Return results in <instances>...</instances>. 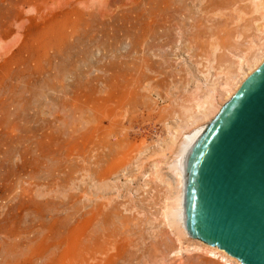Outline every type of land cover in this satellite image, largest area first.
I'll return each mask as SVG.
<instances>
[{
	"label": "rangeland",
	"instance_id": "obj_1",
	"mask_svg": "<svg viewBox=\"0 0 264 264\" xmlns=\"http://www.w3.org/2000/svg\"><path fill=\"white\" fill-rule=\"evenodd\" d=\"M256 17L251 0H0V264L224 263L180 259L147 174Z\"/></svg>",
	"mask_w": 264,
	"mask_h": 264
},
{
	"label": "water",
	"instance_id": "obj_2",
	"mask_svg": "<svg viewBox=\"0 0 264 264\" xmlns=\"http://www.w3.org/2000/svg\"><path fill=\"white\" fill-rule=\"evenodd\" d=\"M189 233L242 264H264V61L190 148Z\"/></svg>",
	"mask_w": 264,
	"mask_h": 264
},
{
	"label": "bare ground",
	"instance_id": "obj_3",
	"mask_svg": "<svg viewBox=\"0 0 264 264\" xmlns=\"http://www.w3.org/2000/svg\"><path fill=\"white\" fill-rule=\"evenodd\" d=\"M251 1L253 11L257 14L256 22L258 23L253 38L247 39L249 41L246 42L245 48H241V45V47L234 45L235 48L233 49L234 46L232 45L233 47L229 51L231 53L230 58L228 55L226 57L221 55V58L224 57L225 60L228 59L229 61L219 64V61H224V58H218V64L215 61L213 62L214 65L210 64L212 66L207 67L209 73L204 74L203 77L205 78L203 79L209 82V77L212 74L213 79L210 81V85L205 90L201 86L197 87L193 91L194 93H191L192 97L187 100L189 104L181 106L184 110L183 115L177 116L178 128L165 137H159L162 144H159L161 146L155 153L163 158L155 161L149 175L147 174L150 181L157 182V184L166 183L167 191L161 207V214L165 226L176 235L178 242L176 254L181 260L183 253L193 247L197 251L205 252L217 258L216 260L224 262H217L218 264H242L237 257L229 254L225 249L195 238L189 233L184 215L185 165L190 148L217 115L223 104L233 96L244 80L264 61V0ZM208 63L210 62L208 61ZM208 84L206 82V85ZM164 165L175 175V180L172 183L165 179L162 170L165 168ZM186 239H188L189 244H186Z\"/></svg>",
	"mask_w": 264,
	"mask_h": 264
}]
</instances>
